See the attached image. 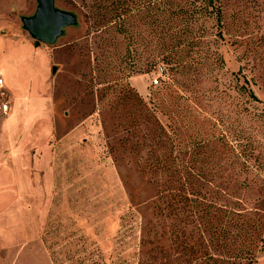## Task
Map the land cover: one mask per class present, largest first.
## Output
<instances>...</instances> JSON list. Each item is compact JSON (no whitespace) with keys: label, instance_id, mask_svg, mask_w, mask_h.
Segmentation results:
<instances>
[{"label":"rangeland","instance_id":"1","mask_svg":"<svg viewBox=\"0 0 264 264\" xmlns=\"http://www.w3.org/2000/svg\"><path fill=\"white\" fill-rule=\"evenodd\" d=\"M220 2V24L161 11V30L153 3L136 0L120 33L93 0H54L73 23L45 44L24 24L39 0H0V54L34 71L16 93L32 84L30 106L54 103L51 120L13 129L4 76L0 264H54L47 229L52 246L98 248L106 264H264V0ZM21 146L33 163L51 155L36 192L22 185Z\"/></svg>","mask_w":264,"mask_h":264},{"label":"trees","instance_id":"2","mask_svg":"<svg viewBox=\"0 0 264 264\" xmlns=\"http://www.w3.org/2000/svg\"><path fill=\"white\" fill-rule=\"evenodd\" d=\"M92 9H101L97 13V18L102 17L103 21L114 23L115 28L118 32H126L125 20L121 21V16L124 12L133 15L134 8L136 5V0H93ZM154 5V15H153V27L161 28L168 24H164V20H161L159 12L166 11L168 14L167 19L179 20V19H188L193 20L198 14L199 16H214L217 19V23L222 22V7L220 0H150ZM133 4V6H132ZM138 5V3H137ZM164 5V8H163ZM170 30V28H169ZM38 46V43H36ZM172 60V59H171ZM177 62V61H176ZM252 96H255L251 93ZM51 230L47 229L43 236V241L46 244L54 264H106L104 262V257L101 251L98 248H89L87 249L85 245L78 244H68L69 246L62 247L59 249V246L54 247L48 243L47 237L48 234H51ZM84 237H81V240ZM103 258V260H102Z\"/></svg>","mask_w":264,"mask_h":264},{"label":"crops","instance_id":"3","mask_svg":"<svg viewBox=\"0 0 264 264\" xmlns=\"http://www.w3.org/2000/svg\"><path fill=\"white\" fill-rule=\"evenodd\" d=\"M0 58H3V61H4V64L0 65V73L3 74V77L7 75L9 81L12 82V93H13V97H14V103H13V108L11 106V101L10 102V111L11 109L13 110V113H12V116L10 117V120L8 121V125L9 126H12L13 129H17L18 127V123H21L22 121H25V120H36L37 118H39L40 116H48L49 120H51V116L52 114H45L43 113L45 110H49L50 108L52 109L54 107V103L53 104H50V103H46L45 101L44 102H41L38 103V102H34L31 106L29 105L28 101L25 100L26 96L28 94H31V88L34 86H32V84L28 85V90L25 91V96L24 98L22 99L21 97H19L20 95L18 93H16V89H15V86L13 85V81L15 79V77H26V80H27V83H28V79L30 78V76L34 75V71H32L31 73H29L28 75V79H27V73L24 72L20 66L18 65L17 62H15L16 60H13L10 56L8 55H1L0 54ZM1 62V61H0ZM4 80V86L6 84V78L4 77L3 78ZM3 86V87H4ZM2 87V88H3ZM30 90V91H29ZM22 100L23 103L21 102ZM51 105V107H50ZM43 111V112H42ZM24 116L23 120L21 122H18V119L19 117H22ZM18 122V123H17ZM15 138H18L19 137V133L18 132H15L14 134ZM25 150V146H21L19 147L18 149H16L14 151V153L16 154V164L18 165V169H24L25 170V173L23 174V182H22V185L24 186L25 188V191L28 192V191H31V192H36L37 189L35 188V176H33V171H34V174H38V170H41V169H47L48 166L50 165V161H51V155L49 153L47 154H42L40 153V151L37 152V156H36V159L34 160V163H33V157H31L30 159H28L27 157H23V154L22 152ZM10 160L5 158L4 157V154H3V160L1 161L0 163V170L3 169V168H8V165L10 164L8 161ZM30 163V164H29ZM28 164H29V167L30 169H27L29 168L28 167ZM13 166V165H12ZM9 180H13L16 178V176L12 173H10V175L8 176ZM3 180H0V184H3Z\"/></svg>","mask_w":264,"mask_h":264},{"label":"water","instance_id":"4","mask_svg":"<svg viewBox=\"0 0 264 264\" xmlns=\"http://www.w3.org/2000/svg\"><path fill=\"white\" fill-rule=\"evenodd\" d=\"M72 23L71 15L55 9L54 0H39L36 14L24 21L33 38L45 44L54 43L63 28Z\"/></svg>","mask_w":264,"mask_h":264},{"label":"built area","instance_id":"5","mask_svg":"<svg viewBox=\"0 0 264 264\" xmlns=\"http://www.w3.org/2000/svg\"><path fill=\"white\" fill-rule=\"evenodd\" d=\"M155 84H158V79H155L154 81ZM4 86V80L2 78H0V87L2 88ZM3 107V111L4 113L8 114L10 112V102L6 101L5 103H3L2 105Z\"/></svg>","mask_w":264,"mask_h":264}]
</instances>
